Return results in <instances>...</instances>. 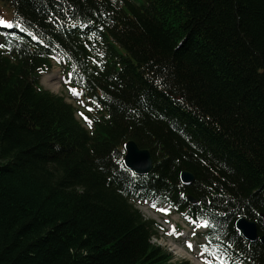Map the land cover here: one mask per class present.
Returning a JSON list of instances; mask_svg holds the SVG:
<instances>
[{
    "label": "trees",
    "instance_id": "obj_1",
    "mask_svg": "<svg viewBox=\"0 0 264 264\" xmlns=\"http://www.w3.org/2000/svg\"><path fill=\"white\" fill-rule=\"evenodd\" d=\"M2 1L0 264H189L151 242L146 199L205 221L223 260L264 264L235 229L264 234V0ZM52 57L97 108L88 128L39 84Z\"/></svg>",
    "mask_w": 264,
    "mask_h": 264
},
{
    "label": "rangeland",
    "instance_id": "obj_2",
    "mask_svg": "<svg viewBox=\"0 0 264 264\" xmlns=\"http://www.w3.org/2000/svg\"><path fill=\"white\" fill-rule=\"evenodd\" d=\"M132 1L136 4H141L145 0H132ZM11 19H12V9H11L10 4L7 1L0 0V20L5 21V23H0V26L7 25L9 22H11ZM114 46L119 52L123 53L124 49L122 47H120L118 44H114ZM68 66L69 64H66V63L62 64L64 73L63 71L61 73V69L57 65L53 66L50 72L41 76L40 82H41V85L45 89L59 96L62 95L66 97L67 101H70L71 103H74L75 105H77V102L75 99H77L78 97H76L73 94V92L70 91L73 89L72 86L67 84V87H68L67 88L65 86L64 80L62 79V76L65 78V80L68 79V75H69ZM48 79H50V81ZM137 207L145 218L153 219L155 222H159L163 224L166 228V225L164 224V221H163V217L155 213L146 204L138 203ZM171 217L174 220L179 219L178 216L174 214L167 216V218L169 219H171ZM177 223L184 225L180 219L177 221ZM180 227L183 228L182 226ZM157 235L158 236L152 238L153 243L156 245H160L161 247L169 251L173 255L175 260L185 259V260H189L192 264H211V263L204 261L201 256L198 257V263H197L193 258V254H191L190 252H186L185 250H183L181 246L174 244L172 241H170L171 238L164 236L162 232H158Z\"/></svg>",
    "mask_w": 264,
    "mask_h": 264
},
{
    "label": "water",
    "instance_id": "obj_3",
    "mask_svg": "<svg viewBox=\"0 0 264 264\" xmlns=\"http://www.w3.org/2000/svg\"><path fill=\"white\" fill-rule=\"evenodd\" d=\"M126 155L125 163L126 165L138 173H146L151 168V159L147 150H142L137 147V145L130 141L125 146ZM193 175L188 171H183L181 173V180L184 183H190L193 181ZM189 200L194 201L191 197H188ZM237 228L243 233V235L254 241L257 238L256 225L252 221L246 219H239L236 223ZM260 242L264 246V235L260 237Z\"/></svg>",
    "mask_w": 264,
    "mask_h": 264
},
{
    "label": "snow or ice",
    "instance_id": "obj_4",
    "mask_svg": "<svg viewBox=\"0 0 264 264\" xmlns=\"http://www.w3.org/2000/svg\"><path fill=\"white\" fill-rule=\"evenodd\" d=\"M0 23H5V21L0 20ZM71 91L73 92L74 95H79V93L75 89H72ZM81 115L83 116V113H81ZM84 119L86 121H88V117H84ZM88 122L90 123V121H88ZM152 207L153 208H156V205L153 204ZM157 210L160 211V212H163L165 214H167L168 211H169V209H165V208H160V209H157ZM168 234H170V235H176L177 232H176L175 227H173ZM188 247L191 248L192 245L189 243L188 244Z\"/></svg>",
    "mask_w": 264,
    "mask_h": 264
},
{
    "label": "bare ground",
    "instance_id": "obj_5",
    "mask_svg": "<svg viewBox=\"0 0 264 264\" xmlns=\"http://www.w3.org/2000/svg\"><path fill=\"white\" fill-rule=\"evenodd\" d=\"M51 77H53V76H51ZM52 79V78H51ZM49 81H50V79H48Z\"/></svg>",
    "mask_w": 264,
    "mask_h": 264
}]
</instances>
